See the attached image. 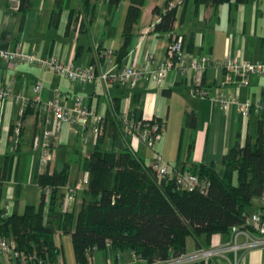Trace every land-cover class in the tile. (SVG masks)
Segmentation results:
<instances>
[{
	"label": "crops",
	"instance_id": "0c3cea01",
	"mask_svg": "<svg viewBox=\"0 0 264 264\" xmlns=\"http://www.w3.org/2000/svg\"><path fill=\"white\" fill-rule=\"evenodd\" d=\"M89 3L90 7L92 5V11H88L84 16V27L79 28L72 22L66 30L67 9L60 12L56 26L50 25L53 0H25L23 10L16 8L14 0H0V50L19 49L43 59L54 56L64 63L82 66L96 64L102 69L117 70L126 64L139 65L147 54L152 55L154 61H163L166 57V45L171 42V36L174 35L181 38V49L189 57L207 56L210 60H216L229 55L247 62H264V0H245L235 6L222 3L216 7L214 13L211 6L206 4L195 6L192 0L184 3L181 0H144L140 6V17L132 27V38L127 54L121 60H116L115 52L121 44L122 19L128 2L124 5L123 0H120L112 9H107L104 0H89ZM169 3L176 7L175 20L171 34L168 33V36L164 37L161 32L152 31V23L158 20L159 13L163 12ZM72 6L80 8L79 1L75 0ZM153 7L158 9V14L151 12ZM106 48L112 49L108 62H104L98 56V52ZM191 77L188 74L180 75L171 69L158 84L152 83L151 78H142L131 88L112 84L106 90L99 81L71 82L50 68L45 69L41 65L28 63L8 65L0 57V84L9 86L11 91V95L0 105L2 213L20 214L25 205H37L39 201L40 190L35 182V176L38 173L37 159L40 148L35 138L40 134L41 124L37 114L30 113L22 117L19 135L15 136L12 133L20 108V104L13 96L17 92H22L24 96L32 97L31 86L35 81L41 82V99H49L53 91L59 90L64 94L67 106L71 105L75 96H80L84 106L93 108L103 115L99 147L104 143L102 149H110L113 152L128 147L141 158L152 157V151L158 152L140 142L136 132L127 134L124 123L120 120L121 113H126L132 119H154L163 122L162 117L165 119L168 116L169 105H166L164 113L161 114L157 102L158 95L149 92L144 95L143 92L159 86L162 98L170 99L173 90L181 88L182 93L186 91L189 97L196 101L193 106L186 104L183 109V127L180 130L183 132L187 130L188 143L184 155L180 156L177 152L175 161L170 166L188 170L194 164L201 163L221 172V157L236 140L241 145L245 134L253 132L256 119L264 115L258 118L251 114L243 122L233 105L223 109L208 99L190 95L189 88L193 79ZM196 78L204 85L235 94L239 100L250 102L258 100L264 103V74L249 76L246 85L236 83L219 85L223 80L222 70L211 63ZM60 79L68 82L61 83ZM113 97L118 98V109L115 113L108 114V100ZM142 97L145 100L144 107L139 104ZM186 114L192 115V125L188 120L185 121ZM83 131L80 126L71 127L63 124L55 137L50 139L51 159L44 168L51 172L59 171L63 166L67 167L69 184L78 186L73 199L69 202V210L76 208L80 202L81 191L87 179V174L81 169V160L94 146L90 136L82 139ZM164 131L163 129L160 135ZM178 148L180 150L181 145ZM147 160L149 162L151 158ZM254 212H260L264 217V203L259 196L253 197L246 209L247 216ZM247 230L251 237H260L252 228ZM56 235H59V232ZM189 237L195 240L194 249L202 248L203 243V246L209 248L220 247L230 239V235L228 237L223 233H214L209 237L204 234L197 237L187 236L186 253L192 252L186 250ZM243 241L244 235L241 233L237 236V242ZM97 256L101 260L94 263L103 264V258L99 254ZM2 257L10 259L7 256ZM60 259L59 254L57 264H65ZM130 263L132 257L128 251L120 252L117 263L115 262ZM105 264H114L109 251ZM209 264H264V243L248 249L239 247L235 251H225L222 255L210 257Z\"/></svg>",
	"mask_w": 264,
	"mask_h": 264
},
{
	"label": "trees",
	"instance_id": "16d2710c",
	"mask_svg": "<svg viewBox=\"0 0 264 264\" xmlns=\"http://www.w3.org/2000/svg\"><path fill=\"white\" fill-rule=\"evenodd\" d=\"M24 1L18 0V10H23ZM74 1L53 0L50 25L56 26L60 12L67 9L65 29L72 22L83 28L84 16L92 11V5L89 0H78L80 8H73ZM119 1L107 0V9L114 8ZM243 1L192 0L195 6H211L212 13L219 4L235 6ZM143 2L128 0L116 60L127 54L132 27L140 17ZM151 12L159 13L156 7ZM175 12V5L166 4L158 20L152 23V31L171 34ZM108 104L107 113H115L118 98H109ZM30 113L36 111L26 107L21 118ZM187 120L192 125L191 114L185 115ZM153 121L161 122L150 119ZM100 139L99 135L81 160L87 179L76 208L60 209L62 187L73 186L69 184L67 167L63 166L59 171L44 170L36 174L35 182L40 190L37 205H25L20 214L4 215L0 210V236L11 239L17 252L34 257L24 262L17 258L15 264H57L60 246L54 238L58 232L70 235L75 264H86L88 255L96 253L105 264L108 251L114 264L124 251L135 257L130 264H141L185 253L187 236L223 233L229 237L232 226L250 228L245 222L246 209L252 198L264 190V117L256 119L253 132L245 134L241 145L236 140L221 157V172L201 163L188 169L208 181L205 193L181 190L171 181L156 179L151 167L135 152L128 147L116 152L102 149ZM44 187L49 188L47 196ZM203 263L209 264V260L195 262Z\"/></svg>",
	"mask_w": 264,
	"mask_h": 264
},
{
	"label": "built area",
	"instance_id": "2783aa9c",
	"mask_svg": "<svg viewBox=\"0 0 264 264\" xmlns=\"http://www.w3.org/2000/svg\"><path fill=\"white\" fill-rule=\"evenodd\" d=\"M16 2V8L18 0ZM107 3V0H104ZM169 3L168 6H172ZM164 37L168 36L167 32H161ZM166 57L163 61H154L152 55L147 54L142 63L139 65L126 64L117 70L109 68H101L96 64L73 65L72 63H64L54 56L48 58H40L31 53H26L19 49L0 50V57L8 64L28 63L33 65H41L45 69H52L54 72L61 74L71 82L79 83H95L101 82L105 89L112 84L121 85L126 88L133 87L136 82L142 78H151L152 83L158 84L168 70L174 69L180 75L192 76V84L189 88V93L198 98L208 99L213 104L220 108H227L233 105L238 112L241 120L245 122L251 114L258 118L264 115V103L260 101L250 102L249 100H239L235 94L225 93L217 87L207 86L201 83L199 78H196L204 68L213 64L214 67L222 70L223 80L219 85L224 83H236L238 85H246L247 79L251 75L264 74V62L254 61L247 62L236 57L226 55L221 59L210 60L207 56L189 57L181 49V38L179 36H171V42L166 45ZM98 56L104 62H108L112 54L111 48H106L98 52ZM41 82L35 81L32 83V97H26L22 92H17L13 98L20 104L16 121L13 124L12 133L17 136L21 127V116L26 107L36 111L37 117L41 124L40 134L35 140L40 148L38 156V173L43 172L47 162L51 159L49 147L51 138L55 137L56 132L63 124H68L71 127L80 126L84 129L82 139L85 140L88 136L95 142V139L100 135L101 122L103 115L94 110L87 108L82 104V98L75 96L71 105L67 106L64 102L65 96L59 90L53 91L49 99H41ZM11 95L10 87L0 84V105ZM120 120L124 123L127 134L137 133L138 139L147 147L152 148L154 139L160 135L164 129L162 122H150V119L130 118L126 113H121ZM150 122V123H149ZM151 167L153 175L156 179H164L171 181L176 188L186 191H198L205 193L208 187V181L198 175L189 172L188 170L177 169L170 166L162 157L154 153L153 158L145 162ZM78 186L65 185L62 187V198L60 209L65 211L68 209L69 202L73 199ZM44 193L47 196L49 188L44 187ZM262 203H264V190L259 195ZM245 222L257 231L260 237H251L247 229L238 226H232L230 231V239L223 246L214 248H197L190 253H182L176 256L169 257L164 260H157L152 263L141 264H185L190 261H207L210 257L222 255L223 252L242 247L248 249L258 244L264 243V217L260 212L249 214L245 218ZM244 235V241L237 242L239 234ZM0 256H7L15 264L18 258L21 262L33 260V255H24L14 249V243L11 239L0 236ZM132 263L135 257L131 254ZM86 264H95L93 257L88 255Z\"/></svg>",
	"mask_w": 264,
	"mask_h": 264
},
{
	"label": "rangeland",
	"instance_id": "374dc122",
	"mask_svg": "<svg viewBox=\"0 0 264 264\" xmlns=\"http://www.w3.org/2000/svg\"><path fill=\"white\" fill-rule=\"evenodd\" d=\"M123 2H124L123 4L126 5L128 1L123 0ZM60 80H61V83L65 82V84L69 81V80L65 81L63 79H60ZM182 91L183 90L181 88L174 89L173 95L171 96L170 99L162 98L163 96L160 94L159 86H157V88H153L151 90L148 89L143 92L144 95L147 92L158 95L157 102L159 103V107L161 108V114L164 113L166 105L167 104L169 105L168 116H166L165 119H164V116L162 117L164 120L162 123L164 124L165 131L164 133H162L163 135L162 134L158 135L154 139L155 142L153 143V146H152L153 149L158 152L157 154H159L164 161L166 160L168 161L167 163L169 165L173 164V161H175V156L177 152L180 156L184 155L185 147L188 141H187V133H186L187 130L184 132L183 130H180V128L183 127L182 125L183 109L185 108L186 104L193 106L195 104L194 102L196 101L195 99L190 98L186 91L184 93H182ZM144 103H145V100H144V97H142L139 104L144 107ZM103 145L104 143L100 145V148H102ZM180 145H181V149L179 150L178 146ZM149 151H152V150H149ZM152 152H153L152 157L145 156L143 158L145 162L148 161L147 159L153 158L154 153L156 152L154 151ZM167 158H170L171 160H168ZM54 239L56 243L59 244L61 247V250H60L61 259L60 260H62V262L64 261L65 264H74L72 249H71V244H70V235L67 233H61L59 235H55ZM194 241L195 240L191 237L187 238V245H186L187 251L193 252L194 250H196L194 249L195 247ZM203 244H202V248L204 249L209 248V246H203ZM97 255L98 254L96 255L94 254L92 256L93 262L99 263V260L101 259ZM193 262L194 261H190L185 264H193ZM12 263L13 262L11 259L7 260V258L0 256V264H12Z\"/></svg>",
	"mask_w": 264,
	"mask_h": 264
}]
</instances>
